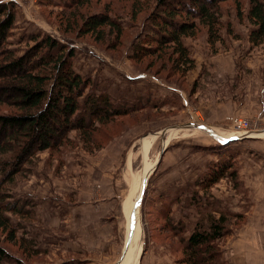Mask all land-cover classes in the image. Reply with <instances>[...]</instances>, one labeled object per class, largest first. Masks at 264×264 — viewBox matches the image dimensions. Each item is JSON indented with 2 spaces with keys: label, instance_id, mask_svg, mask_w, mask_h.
<instances>
[{
  "label": "rangeland",
  "instance_id": "rangeland-1",
  "mask_svg": "<svg viewBox=\"0 0 264 264\" xmlns=\"http://www.w3.org/2000/svg\"><path fill=\"white\" fill-rule=\"evenodd\" d=\"M62 1L0 0L1 3H12L15 13V23L7 38L6 49L15 57H20L34 45L31 37L50 36L74 50L73 70L89 80L85 94L106 95L114 104L135 112L98 125L97 130L90 134L94 145L84 144L76 132H71L67 137L70 144L64 142L60 148L35 154L32 164H26V170L23 168L15 176L9 189L1 185V193L6 194L3 205L19 200L23 202L25 214L22 215H27L18 217L5 214L15 239L30 240L32 255L24 256L16 244L6 243V232L0 230V244L15 255V259L22 261V264H44L50 260L38 257L39 239L44 234L41 224L44 228L47 227L48 235L50 224L36 221V214L42 213L41 206L37 203L40 193L36 185H71L74 193L81 185H96L97 191L102 185H127L124 196L128 190L130 192L123 209L130 225L143 181L149 177L146 186L150 184V192L151 186L161 175V164L152 173L151 171L163 146H167V153H185L189 155V159L196 152L209 155L215 151L216 154H222L226 147L219 148L216 145L219 143L211 136L194 127H206L212 133L216 131L235 135L232 132L238 130L241 123H249L251 126L259 124V120L255 121L249 115L239 113L240 109L229 107L228 102H221L212 93L215 90L213 87L216 76L211 71L216 72L217 66L225 73L234 64L236 72L241 74L244 71L243 64L248 62L258 64V67L264 65V41L258 46H253L249 41V34L254 27L247 19L248 0H228L218 6L215 18L220 25L215 42L209 40L208 31L204 27L195 31L193 37L182 39L193 63L191 68L184 64L180 67L176 65L178 56L174 54L171 45L161 46L152 40L158 39L151 29L161 20L158 15L162 9L159 7L154 11L155 0H139L136 3L132 0H86L87 3L83 2L86 3L85 6L69 12L58 9ZM237 5L240 6V16L236 13ZM105 14L111 22L117 23L120 31L105 27L94 34L82 32L86 19H98V16ZM145 46L156 48V52L150 54ZM11 82V79L0 78V84L4 86L8 87ZM227 83L226 79L224 84L221 82V91L225 95L231 93L229 84L228 89L224 86ZM164 86L172 87L176 93L180 90L184 92L188 100V111L175 96V92L171 94ZM2 95L3 90H0V99ZM11 99L14 100V97ZM12 100L8 103L0 102V116L25 113L10 104ZM162 131L166 132L161 134ZM2 137L0 136V140ZM132 145H135L132 148V164L127 170L128 166L124 162ZM221 157L218 162L226 159V156ZM206 166L203 177L215 163ZM227 177L231 179L225 180ZM238 179L236 173L235 176L226 174L209 191H202L199 181L196 188L190 189L188 186V204L194 206L188 216L197 218L195 222H191L193 227L202 218L203 225H206L207 218H224L223 225L227 233L214 244V250L221 253L223 264H264V237L261 236L259 221L260 202L253 197L252 200L249 199V188L246 193L242 191ZM258 184L263 183L259 181ZM259 185L253 186L256 195L259 194ZM144 193L141 214L137 208L140 232H133L139 248L141 247L136 264H141V258L145 255L143 245L147 239L150 240L151 247L158 249L157 255L164 256L171 264H185L186 256L179 239L184 237L186 240L187 237L173 236L163 228L162 220L156 215L157 206L149 201L147 192ZM224 199H230L229 205ZM162 209L165 211L167 208ZM181 215L180 220L186 217ZM179 223L182 221L175 227L181 233L185 224Z\"/></svg>",
  "mask_w": 264,
  "mask_h": 264
},
{
  "label": "trees",
  "instance_id": "trees-1",
  "mask_svg": "<svg viewBox=\"0 0 264 264\" xmlns=\"http://www.w3.org/2000/svg\"><path fill=\"white\" fill-rule=\"evenodd\" d=\"M84 1L86 0H63L58 9H61V12H69L85 6L87 1L83 3ZM138 1L132 0L133 3ZM226 1L228 0H155L154 11L159 7L162 9L158 15L161 20L151 29L158 39L152 40L161 46L171 45L174 54L178 56L176 65L180 67L184 64L191 68L193 63L182 39L193 37L195 31L204 27L208 31L209 40L215 42L220 25L215 14L218 6ZM248 1L247 19L254 27L249 34V41L253 46H258L264 41V0ZM236 13L240 16L239 5ZM98 17L86 19L82 29L84 34H94L105 27L120 31L117 23L111 22L106 14ZM14 23L13 4L0 2V78L12 81L8 87L0 84V90L4 93L0 102L8 103L14 97L10 104L25 111L21 115L0 116V136H3L0 140V188L4 185L8 189L14 183L15 176L21 173L23 168L26 170V164H32L35 154L60 148L64 142L70 144L67 137L71 132H76L84 144L94 145L90 134L97 130L98 125L110 123L114 118L126 117L135 112L128 107L114 104L106 95L85 94L89 80L74 72V50L50 36L31 37L34 45L20 57H15L6 49L7 38ZM144 48L150 54L156 52V48ZM5 156L8 157L3 158ZM231 167L232 162L228 159L217 162L198 182V185H202L201 190H211L226 174L235 176V172L230 171ZM5 198L6 194L0 191V230L6 232L5 242L16 244L24 256L32 255L30 240H16L5 215L27 216L22 215L25 214L22 209L23 202L17 200L4 206ZM169 214V209H166L160 215L163 228L173 236H183L184 231L178 233L179 230L171 223ZM165 215L166 219L163 220ZM203 221L202 218L195 224L186 240L184 237L179 239L186 256L184 262L223 264L221 253L214 250V244L227 233L223 225L224 218H207L206 225H203ZM180 227L183 228V225ZM6 263L22 264V261L12 257L11 252L0 244V264Z\"/></svg>",
  "mask_w": 264,
  "mask_h": 264
},
{
  "label": "crops",
  "instance_id": "crops-1",
  "mask_svg": "<svg viewBox=\"0 0 264 264\" xmlns=\"http://www.w3.org/2000/svg\"><path fill=\"white\" fill-rule=\"evenodd\" d=\"M263 67L264 65L258 67V64L248 62L245 65L243 64L244 71L241 74L236 72L237 69L234 64L225 73L218 66L216 72L211 71L216 76L215 87H213L215 90L212 93L216 94L221 102H228L229 107L232 106L236 110L240 109L239 113H245L254 118L255 121L259 120V124L254 126L256 131L260 132L259 134H253L250 138L228 143L222 148L226 147V151L222 153L223 155L216 154L215 151L209 155L196 152L192 159H189V155L185 153H173V155L167 153V146H163L159 153L160 161L158 165L161 164V175L151 186L150 192L148 188L150 184L146 186L145 192H147L149 201L157 206V218L161 220L162 208L166 207L170 211L169 217L173 226H176L180 221L185 224L183 236L187 238L194 228L191 222L197 220L191 215L188 216V213H191L194 208L193 205L188 204V186H190V189L196 188L197 182L203 178L206 165L216 164L219 159H222L221 156H226V159L232 162L230 171L235 172L239 177L238 182L242 191L246 193L249 188V199L252 200L253 197L259 200L261 206L260 230L261 236L264 237ZM242 74H247V76ZM224 78L228 81L224 85L226 89H228V84L231 87V93L228 95L223 94V91H221V82L224 84ZM163 88L169 89L171 94L175 92V96L179 98L185 110L188 111V100L184 92L180 90L179 93H176L170 86H164ZM225 96L228 98H225ZM214 132L220 138L228 139L232 137L227 132ZM216 145L220 146V144ZM134 146L132 145L126 153L124 165L128 166L127 170L130 169L132 164L131 156ZM106 153L108 154V152ZM230 179V177H227L225 180ZM259 181H262L263 184L259 185ZM255 185L260 187L258 195L253 189ZM95 186L81 185V188H76L74 193L71 185H36L37 191L40 193L37 203L41 206L42 212L36 214V221L40 224H50V235L47 234V227L44 228L41 224L42 233L44 234L39 239L40 247H38L40 251L38 257L50 259L44 264H122L125 260L126 255L122 260L121 257L130 235L131 223L130 225L127 223L123 204L130 190L124 196L127 185H102V188L98 191ZM50 195L53 196L48 197ZM224 200L229 205L230 199ZM181 214L186 216L182 220H180ZM187 216L190 218H187ZM163 218L165 220L166 215ZM149 241V239L144 241L145 255L143 254L141 258V264H171L164 256L157 255L158 249L154 246L151 247ZM12 257L15 258L16 256L12 254Z\"/></svg>",
  "mask_w": 264,
  "mask_h": 264
},
{
  "label": "water",
  "instance_id": "water-1",
  "mask_svg": "<svg viewBox=\"0 0 264 264\" xmlns=\"http://www.w3.org/2000/svg\"><path fill=\"white\" fill-rule=\"evenodd\" d=\"M193 125H191V127H192ZM195 129H197V130H201V131H203V132H205L206 134H208L209 136H211L217 143H219V144H226V143H229V142H234V141H238V140H240L238 137H232V138H228V139H224V138H220L219 136H216V134L215 133H212L208 128H206V127H194ZM166 131H162V132H160L161 134H164ZM256 133H260L259 131H257ZM159 161H160V157H159V159H158V161H156V163H155V165H154V167H153V169H152V171H151V173L157 168V166H158V164H159ZM150 173V174H151ZM147 179H148V177H147ZM147 179H145L144 181H143V185H142V189H141V194H140V197H139V200H138V203H137V208H138V210L140 211L139 213L141 214V202H142V199H143V196H144V192H145V186H146V182H147ZM139 217H140V215H139ZM135 219H132V221H131V225H130V235H129V237H128V239H127V241H126V245H125V249H124V252H123V255H122V257H121V260L124 258V256L126 255V253H127V249H128V246H129V242H130V239H131V235H132V233L134 232V228H135ZM120 263H121V261H120Z\"/></svg>",
  "mask_w": 264,
  "mask_h": 264
},
{
  "label": "bare ground",
  "instance_id": "bare-ground-1",
  "mask_svg": "<svg viewBox=\"0 0 264 264\" xmlns=\"http://www.w3.org/2000/svg\"><path fill=\"white\" fill-rule=\"evenodd\" d=\"M138 183L140 184V182H138ZM139 184H138V186H139ZM138 189H139V187H138ZM136 202H137V196H136ZM138 216L139 215H138V212H137V205H136V210H135V212L133 214V217H132V219H135V222H136L135 223L134 232L139 231L138 228H139L140 224H139ZM131 237L132 238H131V241L129 242V249H128V252H127V254L125 256V260L123 261L122 264H125V263H127V264H136L137 263V257H138V254H139L140 250H141V247L139 248L137 239H136L135 235H133V233H132Z\"/></svg>",
  "mask_w": 264,
  "mask_h": 264
},
{
  "label": "built area",
  "instance_id": "built-area-1",
  "mask_svg": "<svg viewBox=\"0 0 264 264\" xmlns=\"http://www.w3.org/2000/svg\"><path fill=\"white\" fill-rule=\"evenodd\" d=\"M242 125V126H241ZM238 130H233L232 133H235V135H232L234 137H238L239 139H245V138H250L252 137L253 133L256 134V129L254 126H251L249 123L243 125L242 123L240 126L237 128Z\"/></svg>",
  "mask_w": 264,
  "mask_h": 264
}]
</instances>
